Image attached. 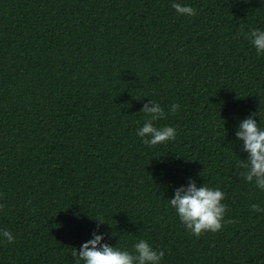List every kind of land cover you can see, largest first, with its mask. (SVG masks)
<instances>
[{
  "label": "trees",
  "instance_id": "obj_1",
  "mask_svg": "<svg viewBox=\"0 0 264 264\" xmlns=\"http://www.w3.org/2000/svg\"><path fill=\"white\" fill-rule=\"evenodd\" d=\"M0 0V264H71L99 231L161 264H264V192L243 181L235 129L264 122V55L243 32L264 28L261 0ZM154 99L176 138L137 136ZM173 103L179 105L172 113ZM224 129V135L220 130ZM219 186L229 212L199 237L168 199L188 178Z\"/></svg>",
  "mask_w": 264,
  "mask_h": 264
},
{
  "label": "clouds",
  "instance_id": "obj_2",
  "mask_svg": "<svg viewBox=\"0 0 264 264\" xmlns=\"http://www.w3.org/2000/svg\"><path fill=\"white\" fill-rule=\"evenodd\" d=\"M264 3V0H261ZM171 7L180 16H194L196 10L181 0H171ZM245 39L255 48L257 55H264V28L254 27L243 32ZM179 105L173 103L170 111L175 113ZM145 115L142 126L137 129V136L148 146H155L176 138V128L172 125L158 126L157 121L166 118L164 108L159 102L150 99L141 110ZM252 113L239 120L235 129L236 140L241 142V151L246 159L236 161L243 181L264 192V122L258 123ZM224 135V129L220 130ZM226 193L219 186L207 183L197 184L189 177L186 184L175 188L174 196L168 199L181 224L192 235L199 237L205 232H219L227 223L237 222L235 218L225 219L229 206L225 203ZM248 208L254 213L264 212V201L248 202ZM96 230L91 238L79 248H72L71 264H161L165 257L163 249H155L147 240L138 239L131 247H117L106 242L105 233L99 231L101 224L97 219ZM15 235L7 229H0V242H15Z\"/></svg>",
  "mask_w": 264,
  "mask_h": 264
}]
</instances>
